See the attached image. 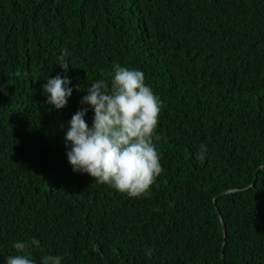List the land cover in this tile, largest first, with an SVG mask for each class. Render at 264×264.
Returning a JSON list of instances; mask_svg holds the SVG:
<instances>
[{"label": "trees", "instance_id": "16d2710c", "mask_svg": "<svg viewBox=\"0 0 264 264\" xmlns=\"http://www.w3.org/2000/svg\"><path fill=\"white\" fill-rule=\"evenodd\" d=\"M116 64L162 101L145 197L67 157L69 122L88 107L91 126L82 101ZM57 74L74 89L59 111L43 93ZM31 237L37 264H264V0H0V264Z\"/></svg>", "mask_w": 264, "mask_h": 264}, {"label": "clouds", "instance_id": "9594fccd", "mask_svg": "<svg viewBox=\"0 0 264 264\" xmlns=\"http://www.w3.org/2000/svg\"><path fill=\"white\" fill-rule=\"evenodd\" d=\"M64 67V66H63ZM67 71L68 67H64ZM70 77L57 74L43 85L46 103L63 110L73 96ZM94 111L91 124L86 121L89 108L78 110L69 122L65 145L73 171L87 174L100 184L132 198L145 197L163 172L162 157L155 135L160 123L162 101L146 83L145 73L136 68L114 65L111 86L101 80L91 84L82 101ZM208 145H200L203 161ZM41 241L31 237L16 241L15 255L6 257L4 264H37L34 250ZM154 249H146L151 257ZM64 256L50 254L40 264H63Z\"/></svg>", "mask_w": 264, "mask_h": 264}]
</instances>
